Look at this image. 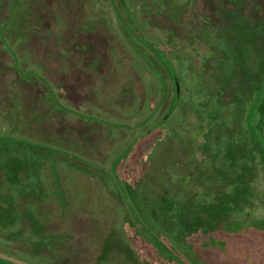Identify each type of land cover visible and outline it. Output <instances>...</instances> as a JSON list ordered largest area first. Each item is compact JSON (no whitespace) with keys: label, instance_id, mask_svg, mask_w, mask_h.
<instances>
[{"label":"rangeland","instance_id":"rangeland-1","mask_svg":"<svg viewBox=\"0 0 264 264\" xmlns=\"http://www.w3.org/2000/svg\"><path fill=\"white\" fill-rule=\"evenodd\" d=\"M16 7L0 0V253L264 264V148L246 123L264 0ZM253 122L264 139V92Z\"/></svg>","mask_w":264,"mask_h":264},{"label":"trees","instance_id":"trees-1","mask_svg":"<svg viewBox=\"0 0 264 264\" xmlns=\"http://www.w3.org/2000/svg\"><path fill=\"white\" fill-rule=\"evenodd\" d=\"M13 6L15 7V8H17L16 7V0H13ZM16 15V14H15ZM9 26V25H8ZM2 32H4V33H2V35H3V37H10V33H6L5 32V30H3ZM7 34V35H6ZM12 37V36H11ZM143 37V36H142ZM6 48L7 49H9L10 50V52H11V54L13 53V50H12V46L10 45V44H7V46H6ZM157 52H159V51H157ZM16 55V54H15ZM16 57V56H15ZM168 59V58H167ZM15 62H18V59L17 58H15ZM171 68V67H170ZM22 72H24L23 74L24 75H26V74H30V73H32L31 72V70L30 71H22ZM171 72H175V73H177L176 71H175V69L172 67L171 68ZM37 76H39L38 74H36ZM174 76V75H173ZM174 82L176 83L175 85V89H176V92H175V96H177L178 95V98H180V89H181V87H180V79H178L177 78V76L175 75L174 77ZM263 92H264V85L262 86V88L257 92V94H256V96H255V98H254V100H253V102H252V104H251V106H250V108H249V111H248V115H247V119H246V123H247V125H248V130H249V135L252 137V138H254L256 141H258L259 142V144H261V146L264 148V139H262V138H260V136H259V133L254 129V126H253V124H254V122H253V116H254V113H255V111L258 109V107H259V105L261 104V102H262V94H263ZM53 96H55V94H53ZM177 98V99H178ZM56 102H57V106L58 107H62V104H61V102L60 101H58L57 99H56ZM169 115V114H168ZM170 116V115H169ZM123 196H124V198H125V201L127 202V204L129 205V211H130V213H131V215H132V217L136 220L137 218H138V216L136 215V213L133 211V209H132V206H131V203L127 200V197L125 196V194H123ZM160 238V241H161V243L163 244L164 243V236H161V237H159ZM9 256H13L12 254H9ZM16 257H18L19 259H23V260H25V261H27V262H29V263H32V264H40V262L38 263V262H35V261H32V260H30V259H27V258H23V257H20V256H16ZM0 263H3V264H14V263H11V262H9V261H7V260H4V259H1L0 258Z\"/></svg>","mask_w":264,"mask_h":264},{"label":"water","instance_id":"water-1","mask_svg":"<svg viewBox=\"0 0 264 264\" xmlns=\"http://www.w3.org/2000/svg\"><path fill=\"white\" fill-rule=\"evenodd\" d=\"M0 258L1 259H4V260H7L9 262H12L14 264H32V263H29L27 261H24V260H21V259H18L16 257H13V256H9V255H6L4 253H0Z\"/></svg>","mask_w":264,"mask_h":264}]
</instances>
